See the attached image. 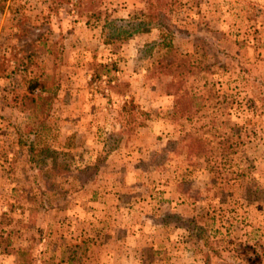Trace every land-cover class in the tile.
Listing matches in <instances>:
<instances>
[{
	"label": "rangeland",
	"instance_id": "1",
	"mask_svg": "<svg viewBox=\"0 0 264 264\" xmlns=\"http://www.w3.org/2000/svg\"><path fill=\"white\" fill-rule=\"evenodd\" d=\"M164 2L174 47L151 51L158 29L106 25L148 0H0V264H264V0ZM54 73L44 112L24 92Z\"/></svg>",
	"mask_w": 264,
	"mask_h": 264
},
{
	"label": "trees",
	"instance_id": "2",
	"mask_svg": "<svg viewBox=\"0 0 264 264\" xmlns=\"http://www.w3.org/2000/svg\"><path fill=\"white\" fill-rule=\"evenodd\" d=\"M148 11L146 13H143L139 16H133L131 19H119L120 23L116 22L115 20H106V25H110L112 27H115V33L116 37L119 39H125L129 36H132L135 33H141V32H150L153 29H158L160 32V38L158 40H155L153 42H149L146 44V50H154L155 48H166L173 49V43L171 39L173 40L175 34L174 25L171 23V19L169 15L166 12L165 9V2L164 0H148ZM173 29V30H172ZM172 31V32H171ZM111 40V39H110ZM59 52H62V49L59 50ZM183 61H179L177 63V69L183 67ZM175 65V61L168 59L166 64L163 61H159L158 66L164 68V71L168 74H173V68ZM175 76V75H173ZM28 84V87L26 88L24 95L28 97L30 100L32 106L37 108H45L44 112H48L51 109L52 104L54 103L55 99L58 95V90L60 86V78L57 74H51L46 75L45 77H33ZM183 80L178 79H171L169 81V89L168 94L174 95L176 97V106H182L186 104V109L188 108L189 100L185 98L186 94L182 90ZM38 91L36 92V90ZM36 92V93H35ZM191 98V97H190ZM131 106L135 107V102L133 100L130 101H124L122 105V110H129L131 109ZM181 107V108H182ZM144 122L140 121L138 125H143ZM47 126L43 122L42 128L45 129ZM37 131H39L38 128H36ZM24 135H27L26 132L20 133V142L24 145H27L30 149V156L29 160L31 163V168L33 170L34 175H36V171L40 167V162L38 159V153L36 147L37 142L34 139H28ZM30 135V132H29ZM190 137L187 142L190 149L193 148H199V143L201 140L197 141L196 137L188 136ZM30 140V141H29ZM95 166L94 165H88L85 168V171L92 170ZM164 222L166 223L169 220H176L179 221L181 224H183L188 230H190L197 238L204 241V244L212 245L213 242L210 239V235L208 234V229L205 225L198 223L195 219L191 217H185L180 215H172L168 214V216L164 217Z\"/></svg>",
	"mask_w": 264,
	"mask_h": 264
}]
</instances>
